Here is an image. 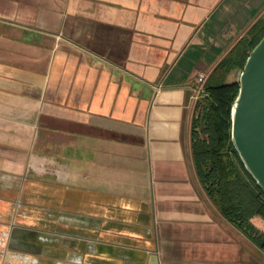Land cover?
Returning <instances> with one entry per match:
<instances>
[{
	"label": "crops",
	"instance_id": "1",
	"mask_svg": "<svg viewBox=\"0 0 264 264\" xmlns=\"http://www.w3.org/2000/svg\"><path fill=\"white\" fill-rule=\"evenodd\" d=\"M263 16L264 0H0V264H264L192 148L198 76Z\"/></svg>",
	"mask_w": 264,
	"mask_h": 264
},
{
	"label": "trees",
	"instance_id": "2",
	"mask_svg": "<svg viewBox=\"0 0 264 264\" xmlns=\"http://www.w3.org/2000/svg\"><path fill=\"white\" fill-rule=\"evenodd\" d=\"M264 37V16L218 64L198 99L192 127L196 169L211 200L223 214L264 249V189L246 168L232 139V108L240 82L229 81L243 70Z\"/></svg>",
	"mask_w": 264,
	"mask_h": 264
},
{
	"label": "water",
	"instance_id": "3",
	"mask_svg": "<svg viewBox=\"0 0 264 264\" xmlns=\"http://www.w3.org/2000/svg\"><path fill=\"white\" fill-rule=\"evenodd\" d=\"M239 82L232 139L246 168L264 189V37L249 55Z\"/></svg>",
	"mask_w": 264,
	"mask_h": 264
},
{
	"label": "built area",
	"instance_id": "4",
	"mask_svg": "<svg viewBox=\"0 0 264 264\" xmlns=\"http://www.w3.org/2000/svg\"><path fill=\"white\" fill-rule=\"evenodd\" d=\"M207 79H208V75L205 73H202L198 76V84L196 86L198 97L203 94L204 86H205Z\"/></svg>",
	"mask_w": 264,
	"mask_h": 264
},
{
	"label": "rangeland",
	"instance_id": "5",
	"mask_svg": "<svg viewBox=\"0 0 264 264\" xmlns=\"http://www.w3.org/2000/svg\"><path fill=\"white\" fill-rule=\"evenodd\" d=\"M232 78L235 79V80H239V79H240V74H239V73L234 74ZM201 97H202V95L199 96V98H201ZM199 98H198V99H199Z\"/></svg>",
	"mask_w": 264,
	"mask_h": 264
}]
</instances>
